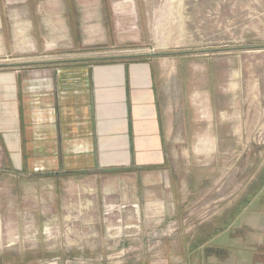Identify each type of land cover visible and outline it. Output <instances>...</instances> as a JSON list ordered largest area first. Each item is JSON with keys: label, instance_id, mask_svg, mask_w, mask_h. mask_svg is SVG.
<instances>
[{"label": "rangeland", "instance_id": "374dc122", "mask_svg": "<svg viewBox=\"0 0 264 264\" xmlns=\"http://www.w3.org/2000/svg\"><path fill=\"white\" fill-rule=\"evenodd\" d=\"M0 11L12 56L34 70L153 62L170 125L164 149L129 163L46 176L0 166V264H264V0Z\"/></svg>", "mask_w": 264, "mask_h": 264}, {"label": "crops", "instance_id": "0c3cea01", "mask_svg": "<svg viewBox=\"0 0 264 264\" xmlns=\"http://www.w3.org/2000/svg\"><path fill=\"white\" fill-rule=\"evenodd\" d=\"M50 29L54 39L63 34L62 25ZM10 42L0 11V166L46 176L164 149L170 125L159 111L153 62L40 72L19 63Z\"/></svg>", "mask_w": 264, "mask_h": 264}, {"label": "bare ground", "instance_id": "6f19581e", "mask_svg": "<svg viewBox=\"0 0 264 264\" xmlns=\"http://www.w3.org/2000/svg\"><path fill=\"white\" fill-rule=\"evenodd\" d=\"M172 7V6H171ZM180 9V8H179ZM181 11V10H180ZM172 12V11H171ZM178 15V14H177ZM182 15V14H181ZM177 17V16H176ZM180 18V17H179ZM181 19V18H180ZM211 145V144H210ZM150 177H152V176H150ZM121 183V182H120ZM125 183V182H124ZM114 184H115V182H113V183H110V184H107L106 186H105V190L107 191V192H111L112 190H113V187H114ZM90 187V186H89ZM84 191H87V192H92V190L93 189H90V188H84L83 189ZM81 192V191H80ZM82 195V194H81ZM90 201H88V203H89ZM73 205V204H72ZM80 205V204H79ZM81 206V205H80ZM73 207V206H72ZM79 207V206H78ZM85 207V206H84ZM80 208V207H79ZM92 208V207H91Z\"/></svg>", "mask_w": 264, "mask_h": 264}, {"label": "trees", "instance_id": "16d2710c", "mask_svg": "<svg viewBox=\"0 0 264 264\" xmlns=\"http://www.w3.org/2000/svg\"><path fill=\"white\" fill-rule=\"evenodd\" d=\"M105 61H99L98 63H104Z\"/></svg>", "mask_w": 264, "mask_h": 264}]
</instances>
